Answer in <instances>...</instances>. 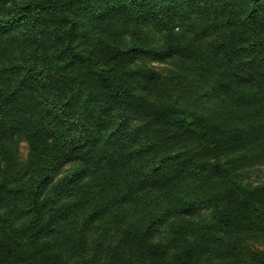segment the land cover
I'll use <instances>...</instances> for the list:
<instances>
[{
    "label": "trees",
    "instance_id": "16d2710c",
    "mask_svg": "<svg viewBox=\"0 0 264 264\" xmlns=\"http://www.w3.org/2000/svg\"><path fill=\"white\" fill-rule=\"evenodd\" d=\"M262 164L264 0H0V264H264Z\"/></svg>",
    "mask_w": 264,
    "mask_h": 264
},
{
    "label": "rangeland",
    "instance_id": "374dc122",
    "mask_svg": "<svg viewBox=\"0 0 264 264\" xmlns=\"http://www.w3.org/2000/svg\"><path fill=\"white\" fill-rule=\"evenodd\" d=\"M161 70V66L158 68ZM27 156V146L25 142H21L19 145V158L23 162ZM247 181L252 183H259L264 181V164L255 166L247 175ZM258 249L264 250L263 243H256Z\"/></svg>",
    "mask_w": 264,
    "mask_h": 264
}]
</instances>
